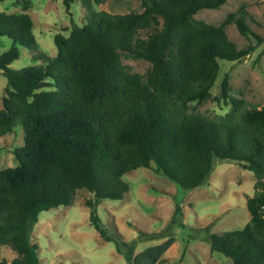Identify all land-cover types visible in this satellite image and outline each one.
I'll use <instances>...</instances> for the list:
<instances>
[{"label":"trees","instance_id":"1","mask_svg":"<svg viewBox=\"0 0 264 264\" xmlns=\"http://www.w3.org/2000/svg\"><path fill=\"white\" fill-rule=\"evenodd\" d=\"M105 1L62 0L66 11L80 3L87 24L56 34V55L38 52L31 57L37 64L20 70L9 66L20 49L35 47L33 23L26 13L0 11V38L10 41L0 53L6 79L0 138L24 133L13 152L18 165L0 170V246L15 254L10 264H40L31 241L39 214L71 206L77 192L122 200L129 190L122 178L139 168L193 190L206 183L215 160L235 162L255 183L246 199L247 224L208 235L210 250L232 264H264V106L230 96L225 77L220 99L231 105L227 118L189 113L190 104L210 98L219 61L235 62L254 50L238 49L226 35L232 23L242 37L253 35L244 14L231 13L217 27L194 19L227 0H141L139 14L93 11ZM122 55L147 62L146 73L130 72ZM85 207L98 236L113 241L94 202ZM170 244L127 261L157 264Z\"/></svg>","mask_w":264,"mask_h":264},{"label":"rangeland","instance_id":"2","mask_svg":"<svg viewBox=\"0 0 264 264\" xmlns=\"http://www.w3.org/2000/svg\"><path fill=\"white\" fill-rule=\"evenodd\" d=\"M0 11L26 13L33 23L35 47L20 49L19 58L9 66L14 70L37 64L31 57L38 52L54 57V36H67L72 26L87 24L89 16L80 3L66 11L62 0H5L0 3ZM93 11L139 14L142 5L141 0H106ZM239 12L253 35L242 37L232 23L226 27L227 38L238 49L254 50L235 62L219 61L210 98L190 104L189 113L213 121L226 119L231 105L220 99V84L225 77L230 96L257 108L264 106V0H227L217 10L199 11L194 19L217 27L229 14ZM9 47L10 41L0 38V53ZM121 61L134 74L144 75L149 68L147 62L126 55ZM5 87L6 79L0 74V109ZM23 135V130L17 129L0 138V170L18 165L13 152L22 145ZM122 180L129 188L122 200L96 201L92 194L79 191L71 206L39 214L31 241L38 247L40 264H130L127 258L168 240L171 244L157 264H232L230 259L211 252L208 235L241 230L247 224L246 199L254 195L252 173L233 161L215 160L206 183L193 190L180 189L143 168L127 173ZM87 200L94 202L105 233L113 241L104 242L90 225ZM14 258L10 248L0 246V263L10 264Z\"/></svg>","mask_w":264,"mask_h":264}]
</instances>
